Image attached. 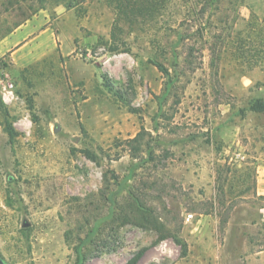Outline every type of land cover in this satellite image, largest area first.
Here are the masks:
<instances>
[{"label": "rangeland", "instance_id": "obj_1", "mask_svg": "<svg viewBox=\"0 0 264 264\" xmlns=\"http://www.w3.org/2000/svg\"><path fill=\"white\" fill-rule=\"evenodd\" d=\"M18 1L0 0V35L42 8L0 40V261L74 264L118 192L133 220L104 224L84 264H264V113L248 110L264 0ZM142 130L153 158L132 160Z\"/></svg>", "mask_w": 264, "mask_h": 264}, {"label": "trees", "instance_id": "obj_2", "mask_svg": "<svg viewBox=\"0 0 264 264\" xmlns=\"http://www.w3.org/2000/svg\"><path fill=\"white\" fill-rule=\"evenodd\" d=\"M12 6L13 7L9 11L10 13L13 11L23 10V6L21 5V2H19L18 0H16L15 5L13 4ZM41 8H42L41 6L38 7V6L33 5L29 13L22 12L23 13L22 17L18 21H16L11 28H8L3 34L0 35V40L4 39L6 36L10 35L14 30H16L21 25H23L33 15H35ZM158 68L160 69L161 72H163V74L169 77V73L167 69H165L164 67L160 65H158ZM109 87L110 86H108V88ZM164 99H165V96L161 99V102H163ZM161 102H160V106L162 104ZM248 110L250 112L257 113V114L264 113V100L260 98L253 100L252 102L249 103ZM4 131L9 135L10 138L14 136L13 129L8 123L4 126ZM145 134H146V131L142 130L134 138L126 141L125 144L129 148V154L132 160H137L142 150L146 151L147 155L150 156L151 159L153 158L152 157L153 150H152L151 144L147 143L143 145L142 143ZM86 155L89 156V153H86ZM146 160L147 158L144 159L143 161H146ZM135 167L136 165H133V168ZM127 179L125 178L124 180H122V182L119 183V189H118L119 191L121 190V187L125 184ZM117 194L119 193L118 192L113 193V194L111 193L109 197H107L106 200L109 204L107 215L96 220L93 228L90 229V231L86 234V236L83 239H80V242L74 248V253H75L74 264H84L85 263L87 259V253H86L87 247L89 246V244L93 242L94 237L99 235V230L104 224H109L110 226L114 224V225L119 226V223L120 225H123V224H128L132 222L133 219L126 211H124L123 209H121L120 211L115 210L116 203H115V200L113 199V196ZM128 205L129 207L127 210L131 213V215L135 213L138 215L140 222L133 221L135 225H138L144 228L149 227V228L156 230L157 232L160 233V236H159L160 239H164L166 237V235H164V233L162 232L163 231L162 223H160L158 219L153 215L151 209L145 208L136 198H133V202L129 203ZM109 231H112V228L111 229L109 228ZM142 254H143V250H140L139 252L134 254V256L131 259H129L126 264H136L138 260L140 259V257L142 256Z\"/></svg>", "mask_w": 264, "mask_h": 264}, {"label": "crops", "instance_id": "obj_3", "mask_svg": "<svg viewBox=\"0 0 264 264\" xmlns=\"http://www.w3.org/2000/svg\"><path fill=\"white\" fill-rule=\"evenodd\" d=\"M258 177H257V195L264 197V166L258 168Z\"/></svg>", "mask_w": 264, "mask_h": 264}, {"label": "built area", "instance_id": "obj_4", "mask_svg": "<svg viewBox=\"0 0 264 264\" xmlns=\"http://www.w3.org/2000/svg\"><path fill=\"white\" fill-rule=\"evenodd\" d=\"M11 89H12V85L11 84L5 85V90L7 91V94H11L12 93ZM7 94H5V98H8V97H6V96H8Z\"/></svg>", "mask_w": 264, "mask_h": 264}, {"label": "water", "instance_id": "obj_5", "mask_svg": "<svg viewBox=\"0 0 264 264\" xmlns=\"http://www.w3.org/2000/svg\"><path fill=\"white\" fill-rule=\"evenodd\" d=\"M0 264H3V263L0 261Z\"/></svg>", "mask_w": 264, "mask_h": 264}]
</instances>
